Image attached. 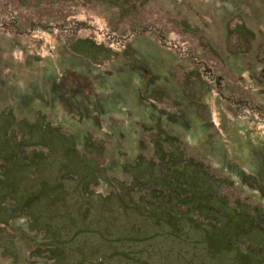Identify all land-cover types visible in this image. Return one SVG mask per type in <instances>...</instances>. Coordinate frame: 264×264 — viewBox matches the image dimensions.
Returning a JSON list of instances; mask_svg holds the SVG:
<instances>
[{
  "label": "rangeland",
  "instance_id": "1",
  "mask_svg": "<svg viewBox=\"0 0 264 264\" xmlns=\"http://www.w3.org/2000/svg\"><path fill=\"white\" fill-rule=\"evenodd\" d=\"M0 135V264H264V0H0Z\"/></svg>",
  "mask_w": 264,
  "mask_h": 264
},
{
  "label": "trees",
  "instance_id": "2",
  "mask_svg": "<svg viewBox=\"0 0 264 264\" xmlns=\"http://www.w3.org/2000/svg\"><path fill=\"white\" fill-rule=\"evenodd\" d=\"M42 125L43 124H41L40 126L42 127ZM43 131L44 132H46V133H48V136L49 135H51V134H54L55 133V130H50L47 126H45V125H43ZM51 132V133H50ZM47 135V134H46ZM49 137H51V136H49ZM0 138H3L2 137V135H0ZM62 138V137H61ZM11 144H12V142H11ZM68 149H70V151L73 153L74 152V150L73 149H75V146L74 145H71V147L70 148H68ZM40 153V152H39ZM44 156V154H43V152H41V155L40 156ZM0 159H3V158H0ZM73 159H75V158H73ZM140 162V163H139ZM139 165V168L141 167V166H143V165H145L146 167H147V169H149V171H150V163H146L142 158L141 159H139V161L137 162V164H132V167L131 168H129V171H130V173H131V175H134V177L136 178L137 177V174L136 173H132V168H136L137 166ZM95 169L96 168H93L92 169V171L94 172V174H95ZM152 174H154V173H152ZM151 174V175H152ZM73 175V174H72ZM77 177H78V175L77 174H75ZM136 175V176H135ZM139 176V175H138ZM147 176V175H146ZM154 176H156L155 174H154ZM91 187L89 186V189H90ZM124 188V187H123ZM177 188H179V185L178 186H176V187H174L173 188V190H176L177 191ZM124 189H126V188H124ZM130 194V193H129ZM225 200H223L222 198H219V203H220V206L221 207H223L224 206V204H231L230 203V201L232 200L231 199V197H233V196H231V197H229L226 193H225ZM176 198H178V196L176 197ZM171 200H173V199H171ZM174 202H179V199H174ZM232 215H233V217H232ZM244 215H246V213H244ZM225 216H227V217H229V218H231V221L233 220H235V219H237V217L238 216H240V214L237 216V213L235 214H232V213H227V215H225ZM240 217H243V218H245L244 216H240ZM241 219V218H240ZM230 221V222H231ZM48 249V250H47ZM47 249H45L46 250V252L49 254V255H51V256H53L54 255V253H55V251H53V250H51V252H49V249H52L51 248V244H47ZM44 250V249H43ZM55 261H57V256L54 258V262ZM56 263V262H55Z\"/></svg>",
  "mask_w": 264,
  "mask_h": 264
},
{
  "label": "bare ground",
  "instance_id": "3",
  "mask_svg": "<svg viewBox=\"0 0 264 264\" xmlns=\"http://www.w3.org/2000/svg\"><path fill=\"white\" fill-rule=\"evenodd\" d=\"M238 111H240V110H238ZM229 205H231V204H228V209H232L233 210V208H229ZM233 205V204H232ZM224 207V206H223ZM232 217H233V215H232Z\"/></svg>",
  "mask_w": 264,
  "mask_h": 264
}]
</instances>
